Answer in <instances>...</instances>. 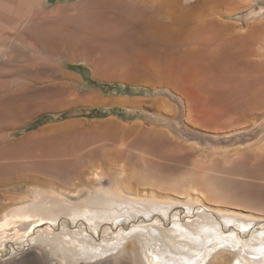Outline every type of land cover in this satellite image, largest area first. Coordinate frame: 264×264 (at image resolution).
<instances>
[{"label": "rangeland", "instance_id": "obj_1", "mask_svg": "<svg viewBox=\"0 0 264 264\" xmlns=\"http://www.w3.org/2000/svg\"><path fill=\"white\" fill-rule=\"evenodd\" d=\"M58 1L71 3L64 5L62 12L72 11L70 8L73 7H77V11L84 7L95 15L98 12V9L88 8L87 1L90 0ZM141 5L144 9L158 8L157 13L142 14L144 20L156 23L150 31L157 37L156 45L142 40V35L135 33L129 23L122 22V18L129 22L141 21L138 12L132 15L119 12V19L108 15L100 22L94 21L97 16L76 22L79 27L75 30L77 37L74 40L77 43L90 45L93 36L100 34L103 47L115 49L108 57L111 60L104 58V51L97 52L102 58L100 54L93 53L94 73L80 58L70 62L71 69L82 76L76 86L72 85L73 88L79 93L96 92L103 97L101 102L83 105L80 98H62L68 92L65 85L16 75L26 71L23 68L28 63H31L30 71L41 70L39 67L42 65L32 63L49 60L51 56L38 51L37 24L46 11L44 0H0V94L6 95L2 101L8 105L6 111L0 112V117L26 119L33 105L44 104L35 109L40 115L34 120L16 128L0 125V151L5 144L17 141L33 130L72 118L102 124L94 128L114 130L109 137H103L112 140L111 145L114 142L113 148L101 149L100 153L95 151L94 156L98 158L87 155L85 172L72 175L88 178L86 180L17 179L18 168L12 164V154L18 151L11 150V147L10 153L0 152V217L14 209L20 197L37 189L43 196L66 191L85 195L88 191L103 192L112 182L118 181L135 194L154 192L157 196L168 193L175 196L179 191H184L183 195L187 191V194L201 191V186L192 180L205 175L227 181L229 188L232 185L235 190L238 189L230 190L231 194L237 192L244 198L246 194L252 196L258 192L256 196L264 197V150H257L264 144V0H141ZM134 42L138 46L130 45ZM188 51L200 54V62L193 56L187 59ZM62 58L57 57L55 61L63 65L61 61L65 60ZM50 93L61 98L40 100ZM94 110H98L103 117L91 118ZM64 113H68L69 118L59 120ZM43 121L48 123L38 127L37 123ZM156 134L160 136L159 141L162 138L165 140L161 141L160 147L157 146L159 150L146 141L148 136L156 138ZM142 141L148 146H143ZM74 164L78 166V162ZM155 168L160 172H156ZM149 170L145 173L157 176L154 177L156 181L143 179L147 176V179L151 178L143 172ZM96 171L105 176L102 183L93 180L92 175ZM164 181L177 183L175 185L179 187L176 186V191L170 193L165 190ZM191 184L197 186L195 192ZM233 202L229 205L237 207ZM163 212L156 211L151 216L137 213L138 216L133 218L131 213L122 211V217H116L115 221H102L98 227L84 219L85 224L74 222L70 220L73 219L71 212H64L53 229L39 228L32 237L12 240L0 247V264H27L21 257L31 248L42 247L38 236L43 230L49 232L48 237L59 235L66 229L70 232L83 231L91 234V240L99 248L111 247L121 236H126L118 249L110 250L99 259L120 254L136 233H146V227L152 225L168 230L181 219L182 224L198 221L200 215L207 214L213 221L219 222L227 235L234 231L245 241L252 239L253 234L264 231L263 218L245 231L235 223H228L227 226L218 212L201 203L194 204L192 208L177 204ZM262 212L256 210L257 214L262 215ZM63 221L68 225H64ZM148 237L147 234L142 239ZM52 259V264L85 262L84 259L74 262L67 258L73 263H65L54 256Z\"/></svg>", "mask_w": 264, "mask_h": 264}, {"label": "bare ground", "instance_id": "obj_2", "mask_svg": "<svg viewBox=\"0 0 264 264\" xmlns=\"http://www.w3.org/2000/svg\"><path fill=\"white\" fill-rule=\"evenodd\" d=\"M116 3L118 2L116 1ZM262 8H260L259 10H263ZM153 12L157 13L158 8L147 7L144 9V7L141 5V10L138 13L142 17L141 21L138 22L136 20L129 22L123 18L121 20L124 23H129L132 26L131 28L134 29L135 33L142 35V40L146 39L147 43L151 45H156L157 37L151 34L150 32L151 28H153V25H156V23L151 20L148 21L144 20L143 17L145 14L148 15ZM127 31H125V33ZM97 38L101 39V35L97 34ZM109 38H111V36H109ZM132 44L134 45L137 44L138 46L137 42L131 43L130 45ZM106 51L108 50H105L103 56H105L104 58L107 57L106 59H109L108 57L109 55H111L110 51L112 50H109L108 52ZM105 53L108 55H106ZM99 54L101 56V53ZM92 55H93L92 51L91 53H86V57L88 56V59L90 60V61L88 60L89 62H92L91 60L94 56ZM192 56L196 61L199 62L202 59V57L198 53L193 54L190 53L189 51L186 52L185 57L187 59ZM85 59L87 61V58ZM95 62L96 60H94V63ZM89 132L90 135H94L92 136L94 139L98 137L103 138L104 136L109 137L114 133V130L109 128L106 129L94 128ZM165 136L167 137V135ZM159 137L160 136L158 135L156 136V138L148 136L146 138L147 139L146 141L152 143L155 149V147L157 148V146L160 147L161 141L164 140L162 138V140L159 141L160 139ZM33 142L30 143L33 144ZM144 144L145 145L143 144L142 145L143 146L147 145L146 142ZM163 144L164 143H162V145ZM21 146L22 144H18V145L16 144L15 146H12L11 150L19 151L23 147ZM159 147L157 148L158 150L160 149ZM150 148H152V146ZM262 149L264 150V144H262L261 147L257 148V150H262ZM148 151H151V149L150 150L148 149ZM154 170L156 172H160L156 168ZM150 171L151 170L143 171V172L144 174H148ZM151 174L152 173L148 175L151 177ZM92 176H93V180H95L97 183H102L106 179L105 176H102L98 171L94 172V175ZM154 177L155 176L151 177L150 179H147L148 178L147 176V178H143V179L145 180L153 179L156 181ZM212 177H206L205 175L200 176L198 178L193 177L194 179L192 181L198 183L201 186V191H199L200 187L195 183L199 189L196 190L197 193L187 194L189 193L187 191V193L183 195L184 191L182 193H180L179 191V193H176L175 196H172V194L169 193L166 195L157 196L154 192L151 194L146 193L143 195L135 194L129 191L125 184L119 183V181L116 183L112 182L111 185L103 192L95 193L88 191L87 193H85V195L81 194L80 192L66 191V192H61L57 195L43 196L42 192L37 189L31 192V194L28 193L27 195L20 197L18 204L14 209H12L8 213L1 215L0 247L5 246L9 241L12 240L21 241L24 240L26 237H32L36 234V230L39 228L49 227L53 229L54 226L58 225L61 214L64 212L65 214L71 212L70 216L73 219L70 220H73L74 222L79 221L78 223L81 222L82 224H85L84 220H87L95 227H98L102 221H111L113 219L115 221L116 217L118 218V216L120 215L122 217V214H120V212L122 211L131 213L132 217L135 218L140 213L143 214L146 213L151 216L156 211L166 212L169 210L171 206L177 204H186L189 205L190 208H192L196 203L197 204L201 203L204 206L208 207L209 209L218 212L225 219L227 226H229L230 223L231 224L235 223L236 225L238 224V226L240 225V228H243L242 230L245 229V231L249 229L250 225L252 226V223L254 224L256 223L257 220H260L262 218L264 219L263 212L262 215H260L261 213L260 214L256 213V210L264 211V202L260 201V199H264V197H262L261 195H260L261 197L259 195L256 196L255 194L256 193L258 194V192H256L254 195L251 193L252 196L249 194L248 196L249 197L251 196L250 198L247 196V194L243 196L244 198H242V196L240 195L242 198L241 199L239 198L240 196L238 195L240 193L237 192H232V194L230 193L231 192L230 190L234 189L233 191H236L238 190L237 188L235 190V188L231 187L232 186L231 185L230 186L231 189H230L228 187V184L226 183L227 181H223ZM183 178L182 180H184ZM189 178L192 177L190 176ZM164 182L167 183V181ZM194 182L192 184H194ZM166 183L164 185V188L165 190H169V192L170 191L173 192V190H175L174 188L178 186L175 185L177 183L175 184H168V183L166 184ZM197 186L195 187L193 186L194 192L195 189H197ZM233 193H235V195L237 193L238 197H236L237 195L235 196ZM245 197L247 198L246 200ZM231 202H233L237 207L229 205L231 204ZM243 205H246V207H243ZM253 209L256 210L254 211ZM123 216L125 217L124 214ZM213 220L214 219H211V217L207 216L206 214V215H200L198 221L189 222L187 224L186 223L182 224V219H181L179 220L180 222L177 221L174 223L173 225L174 227L172 229H168V230L167 229L161 230L160 227L155 228V226L149 225L150 227L144 228L146 233H142V234L136 233V236L132 237L131 241H129L124 245L122 252L120 254L111 255L108 257L106 256L105 258H101V259L99 258L101 256L102 257L105 256L110 250L118 249L120 247L119 245L122 242H124V240L127 239L126 236L124 235L121 236L117 244H114L111 247L100 246L101 248H99V246L91 240L92 238L91 234L88 233L85 234L86 232L83 231L70 232V230L68 231L66 229L63 232H61L59 235H53V237H48L47 235L49 234V232L47 230H43V232L41 231L39 232V236H38V241L42 243L41 245L42 247L31 248L27 252L25 251L26 253L24 255L22 254L23 257L21 256L20 257L23 258V262L27 264H52V261H54L53 260L54 258L52 259V256L62 259L63 261H65V263L66 262L73 263L67 260V258H70V260L72 259V261L74 262L84 259L85 262H83V264H264V231L259 232V234L257 232V235L253 234L254 237H252V239L245 241L244 239H242L241 235H239L237 232L235 233L233 231V233L231 232L232 234L229 233L230 235H227L225 231L220 228V225L218 224L219 222ZM66 221H63L64 225H68ZM161 228L163 227L161 226ZM156 233H159V235H155ZM147 234L149 237L146 238V240L145 238L142 239L143 237L147 236ZM48 248L49 250H47ZM56 264H60V263H56Z\"/></svg>", "mask_w": 264, "mask_h": 264}, {"label": "crops", "instance_id": "obj_3", "mask_svg": "<svg viewBox=\"0 0 264 264\" xmlns=\"http://www.w3.org/2000/svg\"><path fill=\"white\" fill-rule=\"evenodd\" d=\"M116 1L119 4L116 3ZM44 4L46 11L43 13V16L39 18L37 24L38 51L50 54L51 56L48 57L49 60L32 63L42 65V67H39L41 70L30 71L29 65L31 63H28V65L26 64L27 67L23 68L26 69V71L17 72L16 75L34 81L43 79L48 83L65 85L67 86L68 92H66L65 96L62 98L69 100L80 98L82 100L80 102L83 105H92L93 103L95 104V102H101L103 97L100 94L96 92L79 93L73 88V86H76L78 82L81 81L82 76L71 69L72 65L70 62L75 58H81L80 60H83L94 73L92 62L89 63L90 60L88 56L86 57V53H91V51L92 53L105 52V50L115 51V49L104 48L102 45L103 42L100 38H97V35H94L95 38L94 36L92 38L93 45L90 44L86 46L82 43H77L76 40H74L77 37H75V30L79 27L76 22H84L88 18L94 19V16H97L94 21L98 20V22H100L102 19L107 18L106 16L108 15H112L115 19H119V12L135 13L136 11L139 13L141 10V0L87 1L89 9H98L96 15L95 13H89L84 7L78 11L76 9L77 7H73L70 8L72 11L62 12L63 6L70 5V2L61 3L58 0H44ZM57 57H63L62 59L65 60L61 61L63 65L55 61ZM84 57L87 58V61ZM3 97H6V95L0 94V112L6 111L8 108V105L2 101L5 100ZM43 97L40 98V100H58L61 98L54 93H50ZM43 105L42 102L33 105L31 112H27L26 119L19 117L14 120H9L0 117V125L3 128H16L25 124L28 120H34L40 115L35 109L43 107ZM27 106L30 107V105ZM54 111L60 110L55 109ZM96 126H102V124H91V122L86 119L78 118H72L58 123H50L25 134L17 141L5 144L1 147L0 152L10 153L9 149L12 146L22 144L23 147L21 146L22 148L20 151L12 154L14 156L12 164L18 168L16 173L17 179L38 181L86 180L88 178L72 175L74 173L83 174L85 172L87 165L84 160L87 158V155L98 158L94 156L95 151L100 153L101 149L113 148L112 145L114 143L113 142L111 145L110 143L112 140L101 137L93 139L89 131L93 130ZM27 142H33V144L30 143L29 145ZM115 147H118L117 144H115ZM75 162H78V166L76 167L74 164ZM89 179H91V177Z\"/></svg>", "mask_w": 264, "mask_h": 264}, {"label": "trees", "instance_id": "obj_4", "mask_svg": "<svg viewBox=\"0 0 264 264\" xmlns=\"http://www.w3.org/2000/svg\"><path fill=\"white\" fill-rule=\"evenodd\" d=\"M59 117H60L59 120H65V119L69 118V114L64 113V114H61ZM94 117H103V115H100L98 110H94L91 118H94ZM40 121H42V120L40 119ZM45 123H48V121L39 122V123H37V126L39 127Z\"/></svg>", "mask_w": 264, "mask_h": 264}]
</instances>
